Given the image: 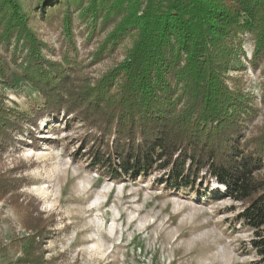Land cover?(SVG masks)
Listing matches in <instances>:
<instances>
[{
	"label": "trees",
	"instance_id": "1",
	"mask_svg": "<svg viewBox=\"0 0 264 264\" xmlns=\"http://www.w3.org/2000/svg\"><path fill=\"white\" fill-rule=\"evenodd\" d=\"M84 1L38 0L32 10L0 0V85H12L6 53L42 102L23 111L0 93V156L25 146L21 136L32 139L39 121L69 117L85 128L90 172L116 181L159 172L165 190L199 200L221 185L214 193L241 204L236 222L253 232L254 264H264V129L245 134L258 110L236 41L253 36L251 65L264 75V0ZM39 21L60 31L57 52ZM78 34L84 47L96 37L87 67L128 39L132 46L125 61L92 78L78 73ZM261 93L264 100V83ZM9 174L0 175V200L22 183ZM38 215L32 208L27 229L39 237L47 230ZM29 237L22 264H43Z\"/></svg>",
	"mask_w": 264,
	"mask_h": 264
},
{
	"label": "rangeland",
	"instance_id": "2",
	"mask_svg": "<svg viewBox=\"0 0 264 264\" xmlns=\"http://www.w3.org/2000/svg\"><path fill=\"white\" fill-rule=\"evenodd\" d=\"M21 2L33 10L38 0ZM73 20L80 23L78 12ZM36 26L57 52L60 31L41 21ZM95 39L84 47L80 35L76 36L75 57L84 67L78 73L92 78L125 61L132 46L128 39L114 54L87 67ZM236 41L247 68L240 76L254 94L258 110L245 131L248 136L264 129V75L251 65L253 36L239 34ZM1 55L12 80L9 87L0 85L6 103L23 111L40 106L38 91L27 83L10 55ZM69 120L60 115L39 121L32 139L28 133L21 136L25 146L0 156V175L12 173L22 181L13 195L0 200V264H22L29 236L35 238L43 264H254L258 256L249 245L253 232L236 222L241 204L214 193L221 185L204 186L209 196L199 200L194 193L165 190L157 183L159 172L119 181L90 172V158L81 146L85 128L68 125ZM260 175L264 178V170ZM32 208L42 218L46 235L38 237L27 229Z\"/></svg>",
	"mask_w": 264,
	"mask_h": 264
}]
</instances>
